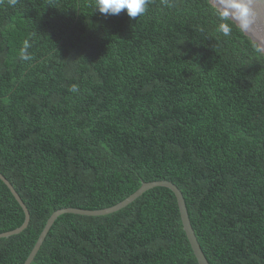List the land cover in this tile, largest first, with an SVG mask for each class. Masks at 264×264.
<instances>
[{
	"label": "trees",
	"instance_id": "16d2710c",
	"mask_svg": "<svg viewBox=\"0 0 264 264\" xmlns=\"http://www.w3.org/2000/svg\"><path fill=\"white\" fill-rule=\"evenodd\" d=\"M221 15L210 0H150L138 18L0 0V174L30 214L0 264H24L55 211L155 181L181 191L209 264H264V53ZM23 222L0 181V234ZM31 264L198 263L174 194L154 188L60 216Z\"/></svg>",
	"mask_w": 264,
	"mask_h": 264
},
{
	"label": "water",
	"instance_id": "95a60500",
	"mask_svg": "<svg viewBox=\"0 0 264 264\" xmlns=\"http://www.w3.org/2000/svg\"><path fill=\"white\" fill-rule=\"evenodd\" d=\"M210 1L220 12H222V5L220 3V0H210ZM250 7L253 13L252 15L253 23L250 25V27L247 30L242 29L239 26L238 22L234 21L231 17L229 18L244 32V34L249 39H251L252 42L256 43L260 47L262 52L264 53V0H253V3ZM0 181L9 190V192L11 193V195L13 196L17 204L20 206L24 214L23 224L19 228L13 231L0 234V239H1V238H9L11 236L22 233L28 227L30 223V214H29L27 207L25 206L20 196L16 192V190L13 188L10 182L1 174H0ZM154 188H167L174 194L176 201H177L178 209H179L183 231L189 242L191 250L197 260V263L198 264H209L205 254L203 253L198 243V240L192 228L184 197L181 191L173 183L168 182V181H155V182H150V183H144L135 193H133L128 198H126L125 200H123L122 202L118 203L117 205L111 208L96 210V211L82 210V209H75V208H63V209L55 211L48 218L40 236L38 237L37 242L35 243L30 255L28 256L24 264H31L33 262L36 254L38 253L46 236L48 235L51 227L53 226L54 222L60 216L64 214L89 216V217L109 215V214L118 212L126 208L128 205H130L135 200H137L139 197H141L145 192L152 190Z\"/></svg>",
	"mask_w": 264,
	"mask_h": 264
},
{
	"label": "clouds",
	"instance_id": "9594fccd",
	"mask_svg": "<svg viewBox=\"0 0 264 264\" xmlns=\"http://www.w3.org/2000/svg\"><path fill=\"white\" fill-rule=\"evenodd\" d=\"M150 0H95V9L103 15H118L124 11L129 18H138L147 11ZM222 5V15L220 17L219 31L225 36L232 31L231 26L224 22L231 17L238 22L239 26L247 30L253 23L251 5L253 0H220ZM23 59H30L23 56ZM73 91H76L73 86Z\"/></svg>",
	"mask_w": 264,
	"mask_h": 264
}]
</instances>
